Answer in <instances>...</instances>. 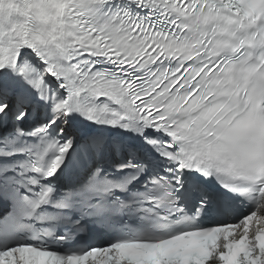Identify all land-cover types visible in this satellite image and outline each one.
Masks as SVG:
<instances>
[{
    "label": "snow or ice",
    "instance_id": "6c2138e0",
    "mask_svg": "<svg viewBox=\"0 0 264 264\" xmlns=\"http://www.w3.org/2000/svg\"><path fill=\"white\" fill-rule=\"evenodd\" d=\"M0 264H264V0H0Z\"/></svg>",
    "mask_w": 264,
    "mask_h": 264
}]
</instances>
